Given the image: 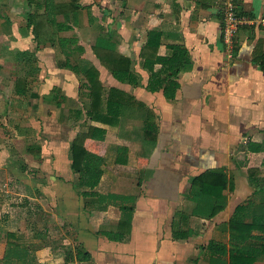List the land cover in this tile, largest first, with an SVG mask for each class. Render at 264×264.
<instances>
[{"label":"crops","instance_id":"1","mask_svg":"<svg viewBox=\"0 0 264 264\" xmlns=\"http://www.w3.org/2000/svg\"><path fill=\"white\" fill-rule=\"evenodd\" d=\"M233 1L237 14L264 15V0ZM221 2L0 0V259L5 234L25 235L27 244L33 207L46 206L52 222L68 225L65 237L90 254L84 263L74 255L75 264H229L240 243L228 222L264 212V26L239 25L228 58ZM150 31L159 33L155 53L144 49ZM98 43L127 59L133 82L113 76L93 51ZM174 49L191 66L177 75L174 97L166 99L163 88L148 89L143 64ZM90 81L103 89L101 120L87 115ZM110 89L125 102L108 101ZM147 117L155 141L145 134ZM89 127L101 135L83 143L102 157L100 178L71 168L70 145ZM206 170L222 171L232 184L223 191L225 208L210 219L193 215L188 197L191 178ZM13 184L26 194L10 217L13 204L5 196ZM106 194L133 207L130 233L121 240L120 209L97 201ZM21 217L19 230L14 224ZM184 222L191 235L180 231ZM46 226L35 241V264H43L38 252ZM253 264H264V257Z\"/></svg>","mask_w":264,"mask_h":264},{"label":"trees","instance_id":"2","mask_svg":"<svg viewBox=\"0 0 264 264\" xmlns=\"http://www.w3.org/2000/svg\"><path fill=\"white\" fill-rule=\"evenodd\" d=\"M238 15H241L238 13ZM33 19V18H32ZM35 27V24H34ZM35 30V28H34ZM35 35V34H34ZM47 38L51 39V36ZM159 45V33L150 31L145 43L144 49H152L155 53ZM105 50V54L104 53ZM93 51L97 58H99L106 67L110 69L113 76L118 79H127L129 82H133L132 72L130 70V63L127 59L114 54L111 47L105 46V44L98 43L93 47ZM143 55V53H140ZM143 68L150 72L149 81L147 87L150 91H156L159 88H163V96L167 99L174 97V91L177 83L174 79L177 75L185 70H188L191 66V62L187 55H181L177 50H172L169 56L155 57L154 59L144 58ZM159 63L161 66L157 71H153L154 65ZM91 90V103L87 115L90 119L101 120L104 119L101 113L102 103V86L98 81H90ZM108 101H115L124 103L125 98L117 90L110 89ZM145 134L152 137V141H155L156 128L150 117H147L144 124ZM98 134V135H97ZM96 137L100 138L99 130H95L93 127H89L86 132H79L70 145L69 158L71 161V168L74 173H86L95 178H100L103 170L102 157L86 150L84 148V140L86 138ZM250 151H259L260 147L257 144H249ZM248 146V147H249ZM231 189L232 184L227 176L222 171L206 170L205 172L194 176L190 180L189 199L194 202L195 206L192 209V214L201 218L210 219L214 217L219 211L223 210L226 206V196L223 194L225 189ZM121 199H124L118 194H106L98 197V202L102 201L105 204L116 205L121 212V217L116 225L117 240H121L130 233L131 229V215L132 206H127L121 203ZM247 207L240 205L238 210H244ZM261 212V211H260ZM264 214V213H263ZM184 220L187 216L180 215ZM184 218V219H183ZM185 226L178 231H186L187 235H191L193 231L184 222ZM46 224L41 225V228L46 229ZM40 228V229H41ZM30 236L28 237V243L26 244L23 239L25 235H21L17 232H7L5 234L6 249L3 257L0 259V264H35L36 256L34 254L37 248L36 239L40 237L39 228L36 224L32 223L28 225ZM228 230L233 239L240 243V246L232 249L230 252L229 264H253L257 259L264 257V215L254 214L249 222L229 221ZM258 232L261 234L259 237H255L252 233ZM41 233V237H42ZM43 238V237H42ZM70 250V249H69ZM67 250L68 252H70ZM75 259L78 263H84L91 260L90 254L79 244L74 248Z\"/></svg>","mask_w":264,"mask_h":264},{"label":"rangeland","instance_id":"3","mask_svg":"<svg viewBox=\"0 0 264 264\" xmlns=\"http://www.w3.org/2000/svg\"><path fill=\"white\" fill-rule=\"evenodd\" d=\"M0 52L4 53L5 48L0 47ZM4 62L0 64V67H4ZM21 194H26V192L22 191L20 188H15V185L13 184V187L7 191V197L8 202L10 204H13V206H10L9 210V216H16L18 215L19 206H16L17 203H22V197ZM35 198V197H34ZM40 200V199H39ZM31 201L35 202L36 199H31ZM133 198L129 201L132 202ZM45 206V209L40 208L39 211L36 210L35 207H33V211L35 215L29 216V219L31 220L28 224H36L37 228H41L42 223L48 224V228L46 230L47 236L44 237L43 244L44 248H42L38 252V256L43 262V264H75L74 260V239L69 240V238L65 237L64 232L68 229V225L66 223H62L60 221L52 222V214ZM262 212L264 209H260ZM1 213V212H0ZM264 213V212H263ZM264 215V214H263ZM21 219V220H20ZM17 219V223L14 224V227L19 228V230H22L25 225L24 218ZM50 220V221H48ZM70 249V250H69ZM69 250L70 252H68ZM89 264V263H87Z\"/></svg>","mask_w":264,"mask_h":264},{"label":"built area","instance_id":"4","mask_svg":"<svg viewBox=\"0 0 264 264\" xmlns=\"http://www.w3.org/2000/svg\"><path fill=\"white\" fill-rule=\"evenodd\" d=\"M222 40L228 58L234 51V34L239 25L257 23L264 26V15L256 20L244 15H238L233 0H222L220 5Z\"/></svg>","mask_w":264,"mask_h":264}]
</instances>
